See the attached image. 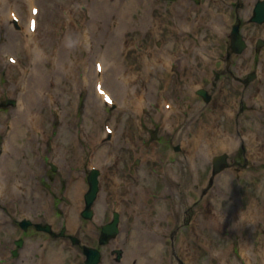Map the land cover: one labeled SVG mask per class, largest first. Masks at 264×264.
Segmentation results:
<instances>
[{
    "label": "rangeland",
    "instance_id": "374dc122",
    "mask_svg": "<svg viewBox=\"0 0 264 264\" xmlns=\"http://www.w3.org/2000/svg\"><path fill=\"white\" fill-rule=\"evenodd\" d=\"M1 1L4 3V8L6 4L9 7L17 6L16 8L22 14L24 25L18 31L21 36L27 37L28 6L26 1ZM53 1H56L61 8L62 5L58 0H42L39 4L43 10L44 7L45 9L49 8ZM195 1L200 2L201 0ZM240 2L244 3L243 8L238 7ZM255 2L256 0L226 1L228 16L226 17V29L220 40L214 42V38L204 28H200L198 32L197 53L203 54L206 58L209 57L210 63L205 65L200 58L199 65L197 63L198 75L190 91L192 115H194L193 126L194 129L211 127V116L219 115L220 119L216 126L219 128L222 117L226 114H234V131L229 136L227 149L218 151L206 149V156L199 158L193 156L187 147L186 139L189 135L185 134L177 139L178 132L183 131L187 124L178 118L181 113L187 114L183 105L187 102V93H184V90H177L172 84L170 85L173 86L174 91L162 83L161 93L171 95V97H175L176 93L177 103L181 106L179 112L174 114L172 118L165 115L162 112V105L160 107L154 103L158 97L156 90H154L149 97L153 103L152 110L144 118L146 121L148 120L150 125L144 126L142 130H136L135 117L130 108L129 98L124 100L118 96L113 73L115 86L114 90L112 89L113 87L110 85L111 72L106 73L105 80L113 94L118 98L120 105L115 109L116 111L111 107H103L104 118L103 121H100L101 127L98 129L96 117L89 111L90 98L96 93L94 66L90 67L91 71L84 70L82 67L83 63L89 62L91 54L89 49L86 51L80 47V40L78 39L66 49L65 55L62 57L64 61H62L59 71H56L58 86H52L51 91L48 88L44 90L48 103L40 105L37 111L40 115L37 142L23 144V133L18 134L19 148L15 154V160L23 163L24 168H28L29 174L26 175L30 179V184L42 176L38 166L56 158L53 157L56 154L54 150H59L62 156L66 154L70 157L72 165H74L72 174L75 180L79 175L84 178L86 171H89L87 166L89 160H85V158H89L93 154L85 147L88 146V143H92L93 134L98 131L100 133L96 142L98 151L107 149L105 145H110L114 137L108 139L103 130V123L106 121L111 123L112 118L116 115L115 119L112 120L113 125L118 127V138L115 145L117 144V148L121 149H113L110 152L111 160L107 158V152H103L101 156V163L106 171L101 167L103 170L100 175L101 199L95 205V209L101 215L100 222L110 220L113 211L119 210L122 214L121 231L123 229V233L121 237L127 235L129 231L134 235L136 229L148 230L157 234L161 233L160 231H166L162 235L167 237L165 242L168 244H171V238H169L171 230L181 223H187L189 224L188 227L181 228V233L188 239L183 244L185 263L262 264L260 253L264 250V48L258 50L255 47V42L258 37L264 38V24L257 25L247 22ZM60 18L63 19L61 15L55 16L53 24L55 25ZM43 20V16H40L35 43L29 42L25 38L23 44L19 42L18 46H12L9 52L5 45L1 49V52L7 51L1 53V57L5 61V54L10 53L18 56L20 64L13 66L7 63L5 70L0 74V88H2L0 97L18 100V104L14 107H0V154L4 153L8 128V126L4 128L3 123L6 120L9 122L11 120L9 117L12 116L13 111L22 106L23 101L20 93L26 91L25 85H22L16 93L12 92L13 80L16 78L14 75L20 72L24 76L31 72L32 65L28 61L27 51H29V47L38 45L39 40L42 42L45 26ZM237 20L243 23L242 32L248 40L249 49L243 56L234 60L235 71L238 73V69L240 73H243L255 68L262 76L258 79L255 89L250 90L251 93H254L251 95L253 102L244 101L239 84L235 83L233 77L227 73L224 74L223 79L221 78L218 86L213 89L215 92L213 91L212 101L210 103L198 102L195 95L199 85L209 82L211 84L216 71H224L223 62L226 44L229 42V32ZM68 25L67 20L60 24V34H58L61 39L64 36L62 32L66 30ZM5 28H7V24L1 30L3 34H5ZM144 41L145 44L153 48L168 47L166 37L155 38L149 32ZM59 47L57 44L53 48L43 45L42 59L44 63L40 69L45 80L48 79L49 59L55 56L53 51H57ZM166 51L169 50L166 49ZM94 59L93 57V63ZM137 61L135 60V62ZM167 74V83H170V79L176 78L183 81L180 71L176 70L175 65L168 67ZM92 75L94 82L90 88V82L88 81L89 84L86 85L85 79ZM26 78L27 76H25L24 81ZM261 93H263L262 106L257 101V97ZM244 105L248 107L246 113L243 112L244 108L242 107ZM255 111L259 113L257 122L252 115V112ZM174 125L175 127H173ZM155 129H159L157 138L146 145L145 142L151 139ZM130 130H132V134H135L132 152L122 148L128 147L127 140L131 136ZM138 131L140 132L136 133ZM250 138L253 140L251 141ZM176 145H181L180 151H175ZM20 149L23 150L19 152ZM225 150L231 153L232 161L245 162V160H249V166L244 169L233 166L212 178L211 159L214 155ZM81 152L82 156L79 158ZM96 158L98 157L96 156ZM137 158H140V163L133 166ZM27 160L29 161L28 167ZM38 169L39 172L36 175ZM113 177H117L118 180H113ZM174 179H179L180 182L173 181ZM183 180L186 181L185 186ZM190 180L193 186L191 187L192 190L187 192L186 188ZM139 191H143L145 194L144 208L134 207L135 198L130 195V192L138 194ZM175 192L179 199L175 198ZM69 198L71 202H64L63 204L68 209L69 219L75 223L84 202L82 197L77 200ZM0 201V242L15 240L23 234L19 227V220L24 216L32 215L27 212L12 213L10 203L4 199V195ZM59 202L60 200H50L48 208L50 215L58 214ZM229 209L238 210L242 216L248 214L246 223H242L239 218L230 222L228 219ZM194 221L199 230L195 235H192L191 230ZM93 222L95 221L93 220ZM211 224L217 227L214 232L209 230ZM243 224H248V226L244 227ZM25 238L30 240L46 239L47 235L35 233L31 228L26 233ZM244 245H249L250 251L254 255H246L247 251L244 250ZM6 246V244L0 243V251L6 255L0 256V264L11 262L10 255L5 251L9 249ZM151 249L153 251L151 257H154L153 253L156 250H162L157 244ZM107 263L108 260H105V264ZM167 264H174L171 257L167 258Z\"/></svg>",
    "mask_w": 264,
    "mask_h": 264
},
{
    "label": "bare ground",
    "instance_id": "6f19581e",
    "mask_svg": "<svg viewBox=\"0 0 264 264\" xmlns=\"http://www.w3.org/2000/svg\"><path fill=\"white\" fill-rule=\"evenodd\" d=\"M226 1L58 0L64 7V12L61 16L64 21L67 20L69 23L66 30L62 32L64 34L62 39L59 36V30L60 24L64 22L63 19L60 18L55 25L53 24L54 17L60 13L56 4L53 2L46 10H39L37 16L40 17L43 14V23L45 25L41 45L53 48L57 44L60 47L57 51H53L55 56L49 59L47 80H45L40 69L44 63L41 45H36L33 48L29 47V51H27L28 60L32 64L31 72L24 76L20 72L14 75L16 78L13 80L12 92L16 93L22 85H25L26 92L20 93L23 106L14 110L12 116L9 117L12 120L13 127L8 133L5 153L0 166V188L4 192L6 200L12 203L11 210H16L19 213L23 212L22 201L25 193L20 190L22 188L21 184L27 178L26 185H30L28 175L17 172L14 156L18 146V134L23 133V144L36 143L37 128L40 122V118L36 113H38L40 105L48 103V99L44 95L45 88L51 91L53 84H55V87L58 86L56 71H59L62 61H64L62 57L68 47L72 46L78 39L82 49L91 47V55L101 56L104 61V63L102 61V74L96 75V78H102L103 84L110 88L105 80V75L107 72H111L110 85L114 87L113 73L117 87L124 89L130 105L131 99L133 104L134 102L137 104L139 99L143 101L146 98L148 91L152 93L154 87L157 89L161 87L163 80L167 78V72L162 69V66L166 69L164 63L168 60L181 62L182 79L190 86L193 85L197 74L196 39L198 31L202 27L209 29L215 39L222 37L226 29V17L228 16ZM3 6L4 3L1 2L0 21H3L6 8L9 5L6 4L5 8ZM7 14L10 19L9 9ZM8 22L4 31L7 36L8 47H11V45L18 46L19 42L23 44L25 37H22L18 31L13 29L14 23L12 20ZM27 22H29V18H27ZM5 24L2 23L0 25V30ZM38 27L39 23L37 30ZM144 30L156 38H162L165 33L170 35L172 39L170 59L166 56V52L164 54L162 50L151 48L144 43ZM28 36L29 38L27 39L29 41L34 38L29 32ZM8 50H11V48ZM135 60L138 61L135 62ZM87 67L85 66V69ZM25 76L27 78L24 81ZM89 80L92 83L94 77ZM111 94L115 97L112 92ZM157 95L158 97L161 95V90L157 91ZM188 101L190 102L191 100L188 99ZM101 102L104 103L98 94L92 96L89 101V111L96 117L98 129L100 128V121L104 117ZM178 106L174 104L172 110H166L163 105V109L172 118L174 113L177 112ZM188 109L189 107L186 108V111ZM178 118L187 124L184 130L177 134V137H182L183 133L191 134V137L187 138L186 142L193 156L199 154L200 157H203L202 150L204 148L220 150L227 147V142L230 140L228 134L233 132L234 114H228L226 123L219 128H216L219 116L213 115L211 129L204 130L194 129L191 109L188 115L181 114ZM99 136L100 134L97 131L93 134V141L96 142ZM250 140L253 139L250 138ZM111 147L112 145L107 150H110ZM105 151L106 149L97 151L95 156L97 154L98 158H95L97 160L102 159V153ZM79 185H81L80 182ZM189 186L191 187V185ZM132 196L135 197L138 205L140 204L143 207L144 193L139 192L137 194L132 192ZM45 206L47 207V205ZM241 216L236 210H230L228 213L229 220ZM246 220L247 217H243L244 223ZM244 248H247V246ZM262 253L264 260V251Z\"/></svg>",
    "mask_w": 264,
    "mask_h": 264
},
{
    "label": "flooded vegetation",
    "instance_id": "af4514ba",
    "mask_svg": "<svg viewBox=\"0 0 264 264\" xmlns=\"http://www.w3.org/2000/svg\"><path fill=\"white\" fill-rule=\"evenodd\" d=\"M52 243H63L67 244L69 243V251L71 253V262L70 264H83L82 259H84V249L83 247H76L72 246L70 240H52ZM137 245L133 246L128 250L129 260L130 264H152L151 260L145 259L140 257V255L143 253V250L141 249V241L136 242ZM103 252V246H98ZM58 253H64L67 251V249H58L56 250ZM124 253V251H123ZM118 258V257H116Z\"/></svg>",
    "mask_w": 264,
    "mask_h": 264
},
{
    "label": "water",
    "instance_id": "95a60500",
    "mask_svg": "<svg viewBox=\"0 0 264 264\" xmlns=\"http://www.w3.org/2000/svg\"><path fill=\"white\" fill-rule=\"evenodd\" d=\"M253 20L256 21H264V5L262 4V2H259L256 6V10H255V16L253 18ZM233 34L238 38H235V43L239 46V45H243L241 43V41L239 40V36H238V28L236 27L235 32H233ZM226 155L221 156L219 158H217L215 160V165H216V171H219L220 169H223L226 165H227V159H226Z\"/></svg>",
    "mask_w": 264,
    "mask_h": 264
}]
</instances>
